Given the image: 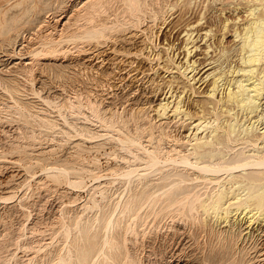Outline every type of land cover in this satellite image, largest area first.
Returning a JSON list of instances; mask_svg holds the SVG:
<instances>
[{"label": "bare ground", "instance_id": "1", "mask_svg": "<svg viewBox=\"0 0 264 264\" xmlns=\"http://www.w3.org/2000/svg\"><path fill=\"white\" fill-rule=\"evenodd\" d=\"M20 1L18 2L17 6L15 5V7H20L22 3L25 4V2ZM168 1L169 0H68L69 5L66 3V0H33L32 2H27L23 8H18L17 11L11 14H6L3 19H0V42H2L3 47L4 45L6 46L9 44L14 46L17 43V39L20 35L19 32L21 30L25 29L27 30L26 32H30L27 34H32L36 30V27L43 28L42 32H40L41 29L38 28L35 31L37 34V31L40 30L38 32L40 33V35L38 34L39 36L29 35L31 37H36L37 41L32 40V38L28 36L30 38H28V40L30 41L27 42V40L23 37L25 39V45L20 46L27 48V52L30 50L31 53H34L38 61H44L39 64V67L36 68L35 63L37 62L35 61L37 60L34 61L35 63L31 61L30 65L27 63L26 66L21 65V63H24L22 62L24 60L23 58H21L23 59L22 61L17 63L14 62L15 60L13 59L14 61L11 62H14L12 64H15L14 66L17 69L15 68L16 70H13L8 68L7 71L2 70L4 72L6 71V74L0 70L3 73H0V87L12 100H14V102L17 104V108L19 106V109H16V112H18L17 110L22 109L20 106L23 108L35 107L34 104H32L33 101H31V103L30 101H24V99L21 98V96H24L23 94H25L29 88L28 85L21 84V81L23 82L25 79L26 81L27 79L30 80V76H34L36 73L41 74L39 71L44 73V71L57 69V72L61 73L60 77L65 75L63 73L66 70H69L68 68L71 66V63H69L67 59L65 60V56L68 55L67 53L70 50V46H72L71 49L82 51L85 50L84 48L86 46L100 48L102 45L115 46L116 42L120 40L131 42L134 39H137V36H139L138 38L140 39V42L148 45L147 40H151V38H149L151 34L150 36L149 34L148 36H144L145 32L140 31V29L133 31L131 29L139 26L142 18L144 17H148L151 19V21L155 22L156 19H158V14L161 12V9L169 5ZM193 1L194 0H177V3H174L175 5H170L172 6L171 8H174L173 6L178 8L177 13L175 14H178L180 18H178L179 21L177 22H180V20L186 18V12L188 8L190 9V5L193 3ZM207 1L208 0H205V3ZM217 1H219L221 6L220 12L217 11L220 16H222L220 13L223 14L225 12H230V10L231 12L234 11L233 14H236L235 12H237L238 16L235 15L237 17L232 20H235V24L231 23L232 21L229 19V17L224 20L222 19L223 27L221 29L223 31V35L220 33L222 36L219 35V38L217 37L218 39L215 40V33L219 31L214 29L213 24L211 25L213 28L205 26L206 29L202 30L201 32L197 31L199 29L198 26L200 27V25L207 23L209 19L207 20L206 17L199 16L200 18L195 20L193 23L191 22L192 24L188 22L189 24H187V27H184L186 29H182L184 31L183 36L185 38V43L183 42L184 46L182 45L184 51H182V47L179 49V51L185 53H183L184 55L182 58L180 57L181 59L177 57V53L179 51H176V53L173 55L168 53H172V51H169L171 50L169 47L171 45L168 46V44L167 46L164 44L160 45L158 50H156V53L152 56L146 53L147 51H145V49L146 47L149 48V46L145 45H143V48L141 49L139 48V45V50H132L130 47L127 51L126 48L125 52H120L119 50H116V48H111V50L115 53L111 57L117 56L114 58L127 67L124 70L118 71L119 73L121 71H123L121 73H124L125 70L129 71V67L134 69L132 75L134 74V77H138L140 81L142 80L141 77L146 75L145 77L148 78L147 81L154 83L155 86L157 85V88H165L166 94L165 96H162L163 98L160 97L159 99L157 97V99L155 96L156 99L149 101L148 105L144 106L147 107V110L149 109L148 111L151 113L150 116L149 114L147 115V110H145L147 113L144 111L142 112V110L146 109L144 108L141 110L142 114L141 116H138V118H136V113L138 111H135L136 113H134L131 110V113H129L130 110H128L129 116L130 114L134 113V117L136 118L135 120L138 119L136 122H133L134 120H123V118L120 120H115V118L113 119L108 113H115V110L101 107V109H106V111H104L99 109L98 107L100 106L96 104L98 102V97L104 94L99 93L101 88H97V90L99 89V92L94 89L92 90L93 92H98V94L95 93L98 96L96 97L95 95V98H97L95 102V99L90 96L91 94H85L89 91V89L85 91L86 88L84 89V94L86 95H84V98H79L78 100L76 99L77 101H71L72 98L69 97L70 101L69 99H67L68 101L64 100V105L75 111L78 109H83L84 107H86L85 109L89 107L90 109L88 113H92L103 126L101 127V129L103 128V132L101 133L96 130V134L100 135L102 138L105 137L107 139L108 137L110 139L112 138V140L114 139L113 141H116L117 145H119L121 149L127 153L129 159L127 156H125L127 159H125L126 162L124 163L127 164L125 165L127 170L124 172V170L121 169L123 172L120 174V176L125 179V181L123 180L125 182V191H131V194L128 197H125L124 194L121 195L120 199L116 201L115 204L108 203L105 206H98V214L94 216L88 217L85 220L78 219L73 221L74 223L72 222L66 226H63L65 227L64 239L60 244L56 245V248L53 252H50L45 255L46 257H43L45 259L43 260L44 264H135V256L128 248V234L131 229L136 230L137 226L140 225L145 217L154 211H160L162 213L167 212L169 215H172V217H174L173 215L175 214L177 218H181L180 221H182L183 217L199 218V221L203 227L202 231L204 230L207 232L209 238L207 236L206 237L210 240L209 243H211V247L209 248L210 253L207 254L209 258L207 255V258H204L208 259L210 264H219L223 257L226 260L227 255L235 253L237 246L236 244L239 240H242L245 237H254L252 231L248 230L251 225L257 222H260L261 224L262 222L264 223V0H233L228 2L225 0ZM208 3L209 2H207V5ZM211 4L212 5L210 6L213 8L216 6L212 1ZM210 6H208L207 9ZM57 9H63L64 11L61 14H57ZM215 9L216 8H214V10ZM50 12H52V21L54 20V23L52 22L53 24L49 23V21L46 22L44 17L45 14ZM203 12L204 11H202V13ZM33 13L36 14V18L32 20L30 16ZM204 13H206V11ZM214 14L216 13L214 12ZM218 14L216 15L219 16ZM48 17H51V15ZM188 17L187 18L190 19V16ZM46 19L48 20V18ZM44 22L46 23L44 24ZM183 22L186 23L184 20ZM156 23L158 22H155V24ZM209 23L207 24L210 25ZM231 24L233 25L231 26ZM151 25L152 24H150L149 27H151ZM182 27L183 26L181 25V28ZM213 29L217 32L214 33ZM199 30H201V28ZM53 31H58L57 35H55L56 33L53 34ZM126 31L129 32L125 33ZM228 31H233L232 36L236 42L234 47L227 46L230 49L222 46L224 37L230 33ZM25 34L24 36H26ZM208 37L209 41L210 38L214 37L215 43L213 45L206 44L205 46V43L208 42ZM204 39L207 41H204ZM199 41L205 42L203 43L205 47L203 52H201V44L200 46L197 45ZM150 48L154 49V47ZM172 48H175L174 45H172ZM19 50L21 52L22 48ZM104 50L105 49L99 51L102 53ZM150 50L148 51L150 52ZM8 51L9 53L7 54H12V56H14L18 50L13 47L12 50ZM22 53L24 54L25 52ZM92 55L94 54L92 53ZM87 56L89 58V55H86V57ZM105 60L106 59H104V61ZM109 60L114 61L113 58ZM109 60L107 59L108 62ZM143 63H152L154 66H152L150 69L147 67V69H149L147 72L144 65L145 69L141 70L142 72H140V69L142 68L139 67L140 64ZM101 64H103V62ZM137 65H139V67ZM74 66V68L71 66L72 69L77 68L76 65ZM10 68L13 67L10 66ZM115 69L117 68L115 67ZM131 69L130 71H132ZM98 70L100 71V69ZM72 72L71 74L67 72V76L70 77V75H75ZM77 72L78 71H76V73ZM113 73V77H116L114 70ZM126 73L128 72L126 71ZM53 75H55L54 72ZM102 75L103 73L100 76L102 77ZM106 76H104V79ZM121 76V79H118L117 77L116 79H113L122 81L123 75ZM129 76H131V74ZM77 77L78 76H76V78ZM157 77H163L162 82L159 84L157 83L159 82L158 79L155 83ZM19 78L24 79L20 81ZM40 78L42 77L38 76V79ZM74 78L71 76V80L68 82L70 87H72L73 84H75L74 86L77 85L74 82H76L78 78ZM109 80L111 81L112 79ZM40 81L41 80H39V83H41L42 86L39 85L40 87L35 88L33 83L32 87L30 86L34 94L38 92V89L44 87L45 85H50L49 82L46 84L42 83L43 81ZM98 81L100 80L95 82ZM106 82L107 81L103 82V84ZM100 83L101 81L99 82V85ZM65 84L67 85V80L66 83H64V86H66ZM103 84L101 83V85ZM108 85L110 87L111 85L114 86L115 84ZM118 85H116V87L114 86L113 89L119 88L120 90ZM141 85L140 88L143 89L145 84H143L142 87ZM151 85L152 84L149 86L151 87ZM70 87L66 88H69L70 91ZM76 87L72 88L75 89ZM105 87L107 88V86ZM106 88L105 90L107 92ZM52 89L54 90V88ZM135 89L131 88L129 90L132 95V91ZM139 89H136L135 92L137 93V90ZM121 90L123 89L121 88ZM28 91L30 92V90ZM151 91L155 92V89L153 90L151 87ZM41 92L39 90L38 93ZM70 92L73 91L71 90ZM117 92L119 91L117 90ZM117 92L116 95L119 99V97L122 95V92L120 96H118L119 94ZM144 92L142 90V92L139 93L141 94V97L142 93L143 95H146V92ZM153 92L147 93H149L148 95H151ZM112 93L113 92H111V94ZM34 94L32 95L35 96ZM77 94L78 93H76V95ZM39 96V99H41V101L44 103H50L52 100L51 98H45L41 95ZM140 96L139 98H141ZM65 98H68V96H65ZM101 99H99V101H101ZM110 100L111 98L109 99V102ZM123 100L127 101L128 99ZM123 100L120 99V102H123ZM134 100L137 99L134 98ZM142 100L144 99L142 98ZM54 101H52V103H54ZM103 102L104 101L101 103ZM106 103L108 102L106 101ZM127 103L129 104L130 101H127L126 104ZM123 104L122 106L126 105ZM132 104L134 108L136 103L134 104L132 102ZM142 105L139 106L142 107ZM59 106L61 105L59 104ZM122 106L120 104L121 108ZM117 107L114 108L116 109ZM44 108H46V106ZM138 109L140 108L137 107V110ZM82 113H79V115ZM144 113H146L145 115H147V117L144 115ZM36 114L38 116L39 112ZM115 115H120V117H123L127 114H123V116H121L122 114L116 113ZM37 116L35 115V119H37V121H39L38 119L40 118H42L41 120H44L43 118H45L44 116H40V118ZM86 118L88 117L86 116ZM69 119V121L73 120L72 118ZM77 119L78 118H75L74 122L71 121V123H69V121L66 122L67 124H72L75 123ZM80 119L84 121V119ZM131 119L134 118L131 117ZM88 121L92 122L89 119ZM129 122H133L134 126L131 124L133 128L130 127ZM51 123H49L48 126ZM84 123L86 122L77 124L81 125L78 126L81 127L82 130L89 131V133H85L86 135L92 132L91 135L93 136L95 134L93 131H95V129L98 127L94 130L92 129L93 131H91V128L89 130V127H87L88 124ZM83 124L85 127H82ZM54 126L57 127L56 125ZM172 126H175L174 128H176L177 132H179L177 129L179 128L180 132L176 133L175 130V134L173 130L171 131L173 134L168 132L167 127L168 130H170L173 128ZM43 127L45 126L43 125ZM67 127L68 126H65V128ZM53 128L54 127L51 129ZM71 128L73 129V127ZM67 129H69V127ZM67 129H64V131ZM70 131L72 132V130ZM82 134L83 132H81L80 137L83 136ZM86 135H84L85 138H92L86 137ZM93 137L95 139V136ZM54 171L62 172L59 170ZM62 173H65V171ZM97 175H99V173H97ZM99 176L101 177V175ZM100 177L97 176L95 179L99 180ZM203 188H208L210 190L207 189L205 193L200 192ZM77 208L80 207L77 206ZM180 223L182 224V222ZM132 225L134 226L133 228ZM183 226H185V222ZM258 226L260 227H257V232L254 231L256 233L255 236H260V238H263L264 240V228H261L263 225L261 226L258 224ZM183 230L185 231V229ZM200 235H198V237ZM194 237H196V235ZM260 238H258V240H260ZM136 245H138V243ZM46 246H49V244ZM139 247H141V245ZM43 250V246H39L30 254H25V257L27 258V264H33V262L41 257L42 253H44ZM240 250L238 251L240 252ZM262 250H264V248ZM235 257L236 256L233 258ZM240 259L238 261L235 258L237 262L234 260V262L231 264H243L241 263ZM197 263L200 262L198 261ZM202 263H206V261Z\"/></svg>", "mask_w": 264, "mask_h": 264}, {"label": "rangeland", "instance_id": "2", "mask_svg": "<svg viewBox=\"0 0 264 264\" xmlns=\"http://www.w3.org/2000/svg\"><path fill=\"white\" fill-rule=\"evenodd\" d=\"M19 1L20 0H0V15H1L0 19H3L6 14H11V13L17 11L18 8H23L27 4V2L29 3L30 1L32 2L33 0H30V1L29 0H24V1L21 0L22 2H25V4L22 3L20 7H15V5L16 6L18 5ZM211 1L213 3H215V5H216V6H214V8H216L215 10L213 7L210 6V5H212ZM225 1L228 2V1H233V0H225ZM168 2H169V5L168 6L164 5L166 7L161 9V12L158 14V19H156V21H155L158 23L155 24V22L151 21L150 18L144 17V18H142L139 26L131 29L132 31L140 29V31L145 32L144 36L145 35L148 36V34L150 36V34H151V36L149 37V38H151V40H149L151 42H149L147 40L148 45H145V43L140 42V39L138 38L139 36H137V39H134L131 42L125 41V40L124 41L120 40V41L116 42L115 46L102 45V47H100V48H96L94 46H86L84 48L85 50H82V51L71 49L72 46H70V50L67 53L68 55L65 56L66 58L65 57H63V58H65V60L67 59V61L69 63H71V66H73V68L75 67L74 65H76L77 68L72 69V67L70 66V68H68L69 70H66L63 73L66 75V76L63 75V76H65L64 78H62L63 76L60 77L61 73H58L57 69L44 71V73L39 71L41 74L36 73L34 76H30V80L27 79V81H26V79H25L23 81L24 83L21 81L24 78H21V79L19 78V80L21 81V84L28 85V87H29L28 90H30V92L27 90L26 93L23 94L24 96H21V98L24 99V101H30V102L33 101V103L32 102L31 103L34 104L35 107L23 108L20 106V108H22V109L17 110L18 112H16V109H19V106L17 108V104L14 102V100H12L0 87V104H1L0 105V111L2 110L0 112V113H2V114H0V264H27V262H26L27 258L25 257V254H27V255L30 254L33 250H35L39 246H43L44 253H42L41 257H39L36 261H34L33 264H44L43 260H45V259L43 257H46L45 256L46 254L53 252L56 248V245L60 244L61 241L64 239L65 227H63V226H66L67 224L72 223L73 221H76L78 219L85 220L88 217L94 216V215L98 214V206H100V205L105 206L108 203L115 204L116 201H118L120 199L121 195L124 194L125 197H128L131 194V191L130 192L125 191V186H124L125 185L124 184L125 179H123V177L120 176V174H122L123 170H124V172H126L125 170H127V168H125V165H127V164H124L126 162L125 159L128 158L127 153L123 149H121V147L119 145H117L116 141H113L114 139L112 140V138L110 139L108 137H107V139L105 137L102 138L100 135L96 134L97 131L101 132V133L103 132L102 131L103 128L101 129V127H103V126L95 118V116L92 113H88L89 109H90L89 107H87V109H85L86 107H84L83 108L84 110L78 109L79 111L78 110L75 111V110L71 109L70 107L68 108V106H65L64 104H65V101H68L67 99H69V97L72 98L71 101H74L76 99L78 100L79 98H81V99L84 98L85 94L86 95L91 94L90 96H92V98L95 99L94 100V102H95L97 100V98H95V95H96L95 93L98 94V92L100 91L99 93H104V94L102 96H100L102 99L96 95V97H98L97 101L99 102V103L97 102L96 104L98 106H100V107H98L99 109H101V107H104V108H108L111 110H115L116 111V112L114 111L115 113H108L109 116H111L113 119L115 118V120H120L123 118V120H127V121H131V120L133 121L134 120L133 122H136L138 119L137 120H135V119L138 118V116H141L143 111L147 113V111L149 110V109L147 110V107H144V106L148 105L149 101H151V100L153 101L157 97L159 99H160V97L163 98L162 96H165L166 90L163 86H162L163 88H157L158 87L157 85L155 86L154 83H150L149 81H147L148 78L145 77L146 75L144 77L142 76L143 78L141 77V79H142L141 81H143V82H141L138 79V77H134L135 76L134 74L132 75L134 69H131L129 67H128L129 71L128 70L124 71L125 74L121 73L123 71H121L119 73L118 71L124 70L127 67L125 65H123V63L121 64L117 59L114 58L117 56L111 57V56H113V54H115L111 50V48H116V50H119L120 52H125L126 48H127V51L129 50L130 47H131L130 49H132V50H134V49L139 50L138 49L139 45H140L139 46L140 49L143 48V45H145V46H149V48L146 47V49H145V51H147L146 53H148V55L152 56L153 54L156 53V50H158V47L160 45L164 44L165 46H167V44H168V46L171 45V46H169L171 49L169 51H172V53L171 52H168V53L173 55L176 53V51L178 52L179 49H181L182 45L184 46L183 42L185 43V38L183 36L184 35L183 30L186 29L184 27L185 26L187 27V24H189L188 22H190V24H192L195 20L200 18L199 16L206 17L207 20L209 19V21L207 23L210 22L209 23L210 25H208L207 23H205L207 25L202 24V25H200V27L198 26V28L199 29L201 28V30H199V29L197 30V28H196V30L201 32L202 30L206 29V27H212L211 25L213 24L214 29L219 31V32H217L213 29L214 33L217 32V33H215L216 34L215 40H217L219 38V35H221V34L223 35V31L221 29L223 27V20L229 17V19L232 21L233 19H235V17L238 16L237 12H235L236 14H233L234 11L231 12V10H230V12H225L226 14L220 13L222 15V16H220L217 11L220 12L221 6L219 4V1H217V0H215V1L214 0H208L207 1V2H209L208 5H207V2L205 3V0H194L193 3L190 5V9L188 8V10L186 12L187 13L186 18L188 16H190V19H188L189 18L188 17L187 19L185 18V19L180 20V22H177V21H179L178 18H180L178 14H175V13H177L178 8H176L175 6H173L174 8H171L172 6H170V5H175L177 3V0H169ZM66 3L68 4V0H66ZM208 6H210L211 8L209 7L210 9L209 8L207 9ZM193 9H194V11H193ZM6 10H9V11H6ZM58 10L61 12H59ZM63 11H64L63 9H57V14H61ZM202 11H204V12L206 11V13H204V12L202 13ZM214 12L216 14H218L219 16L214 14ZM51 13L52 12L47 13L49 15L45 14L44 17H45L46 22L49 21V23L53 24L54 20L52 21L53 18H52ZM210 14H212V15H210ZM46 15H47V17H46ZM50 15H51V17H48ZM209 15H210V17H209ZM235 15H237V16H235ZM30 18L33 20L34 18H36V14L33 13L30 16ZM46 18H48V20ZM210 18L212 21L210 20ZM49 19H51V20H49ZM183 20L186 21V23L183 22ZM234 21H232L231 23L235 24ZM46 22H44V24ZM150 24H152L151 27H149ZM233 24H231V26ZM181 25L183 26L182 28H181ZM37 28L38 27H36L35 29L37 30ZM38 29H41V31L39 30L40 32L43 31V28H38ZM26 31L27 30L23 29L19 32L20 35L17 39V43L14 46L9 44L6 46L4 45V47H3L2 42H0V66H1L0 70L1 71L2 70L7 71L8 68L14 70L16 67L14 66L15 64H12V63L20 62L23 59L25 61L23 60L22 62H24V63H21V65H26L27 63H28V65H30L31 61L34 62L35 60H37L35 57V54L31 53L30 50H29V52H27L26 50H28V49L23 47V46L25 45V42H24L25 39L28 42V41H30V40H28L29 37L34 36V35L39 36L40 33H38L39 31H37V34H36L35 31L33 30L34 33H32L33 34L32 35V34H27L30 32H26ZM148 31H150V32H148ZM25 32H26V34H25ZM127 32H129V31H126L125 33H127ZM228 32H230V33H228L224 37L222 46L234 47L236 42L234 41V39H233L234 37L232 36L233 31H228ZM52 33L53 34L56 33L55 35H57L58 31L57 32L53 31ZM24 34L26 36H24ZM29 35H31V36H29ZM182 37L184 38V41H183ZM31 38H32V40L37 41L36 37H31ZM207 39H208V42H206V43L204 42V41H207L205 39L203 42L199 41L197 43V45H199V46L201 44V46H200V47H202L201 52H203V50L205 49L203 43H205V46H206V44H212L213 45L215 43L214 37L210 38V41H209V37ZM21 40H22V42H21ZM199 40H200V38H199ZM21 43H23V44H21ZM122 43H124V44H122ZM20 45H23V46H20ZM134 45H135V47H134ZM155 45H157V46H155ZM172 45H174L175 48H172ZM13 47H15L18 50L16 52V54L14 56H12V54H7V53H9L8 50H12ZM150 47H154L155 50L153 48H150ZM229 47H227V48L230 49ZM21 48H22V50L20 52L19 49H21ZM102 49H105L104 50L105 52L102 51V53H101L99 51ZM94 50H96V51H94ZM148 50H150V52ZM182 51H184L183 47H182ZM182 51H179L178 52L179 54L177 53V57H179V58L183 57V55H184L183 53H185V52H182ZM22 52H25L27 55L24 53L25 54V57H24V54ZM94 52H96L97 54ZM92 53L94 55H92ZM90 54H91V57H90ZM86 55H89V58H88V56L86 57ZM103 56H104V58H103ZM21 58H23V59H21ZM86 58H87V60H86ZM112 58L114 61L109 60ZM104 59H106L105 61L107 62V64L104 61ZM107 59L109 60V62L107 61ZM71 60H73V61H71ZM96 60H98V61H96ZM11 61H14V62H11ZM27 61H29V62H27ZM43 61H41V60L35 61V62H37V63L34 62L36 68L39 67V64H41ZM102 62H103V64H101ZM72 63H74V64H72ZM99 63H100V66H99ZM104 64H106V65H104ZM144 65H145L146 69H145ZM10 66L13 68H10ZM137 66L139 67V65H137ZM152 66H154V64H152V63L151 64H149V63L140 64L139 68H142V69H140V72H142L141 70H144V69L146 71L147 70L149 71V69ZM115 67L117 69H115ZM147 67L149 69H147ZM101 68L105 71H103ZM98 69H100L101 72ZM130 69L132 71H130ZM75 70L78 71L77 72L78 74L76 73ZM106 70L109 72H107ZM113 70L115 72V76L118 79H121V77H122L121 75H123L122 81H119L118 79H117L118 81L115 80L116 77H113V75H114ZM1 71H0V73L3 74L2 72H4V71H2V72ZM126 71L129 74L126 73ZM146 71H144V72H146ZM5 72H4V74H6ZM53 72L55 73V75H53ZM67 72H69L70 74H71V72L74 73L76 76H78L77 77L78 79L76 78L75 75H70V77H68L67 76L68 74H66ZM106 72H107L106 75L108 76V78L105 75ZM48 73H50V74H48ZM100 73L101 74L103 73V75H102L103 78L100 76L101 75ZM130 74H131V76H129ZM37 75L42 77V78L38 79ZM91 75H93V76H91ZM109 75H111V76H109ZM71 76L73 78L75 77L74 79H77L76 82H74L77 84L76 85L77 87L74 86L75 84L72 85V87H76L75 88L76 90L74 88L70 87L68 84V82H70V80H71L70 79ZM104 76H106L105 79H104ZM126 76H128V77H126ZM96 77H98L99 79ZM113 78H115V79H113ZM162 78L163 77H157L155 80V83L157 82V79L159 81L157 83L158 84L161 83ZM109 79H112L115 81H112V80L110 81ZM129 79H130V82H129ZM134 79H136V80H134ZM39 80H41L40 82L43 81L42 83H46V84H48L47 82H49L50 85H48V86L45 85L44 87L37 90L38 92H39V90H40V92L42 91L41 93H38L36 91L37 93L34 94L32 92L33 90L30 88V86L32 87V83L34 84L33 86L35 88L42 86L41 83H39ZM62 80L64 83H66V80H67V85L65 84L66 86H64V83L62 82ZM97 80H100L102 84L105 81H107V82L104 83L103 85H101V83H100V85H101L100 86L99 85L100 81L95 82ZM126 80H128V81H126ZM77 81H78V83H77ZM145 81L148 83H146ZM114 82H116V83H114ZM133 82H136V83L139 82V83L136 84ZM93 83H94V86H93ZM118 83H119V85H118ZM121 83H123V84H121ZM51 84H53L54 86ZM56 84H57V86H56ZM95 84H97V85H95ZM108 84H110V85L115 84L114 85L115 87H116V85H118V87H120V90H119V88L113 89L114 86L111 85L112 87L111 86L109 87ZM143 84H145V86H143ZM150 84H152L151 87L153 90L155 89V92L151 91V87L149 86ZM123 85H125V86L127 85V86L125 87ZM140 85H141V87L143 86V89L140 88ZM105 86H107V88ZM58 87H59V89H58ZM66 87H70V91L72 90L73 92H70L69 88H66ZM130 87L133 89H135V88L136 89L140 88V89L137 90L138 91L137 93L135 92L136 89L133 90L132 91L133 95H132L131 92L129 91L131 89ZM154 87H156V88H154ZM52 88H54V90ZM97 88H99V89L101 88V90L98 89L99 90L98 91ZM105 88L107 89V92H106ZM121 88L123 90H121ZM50 89H52V90H50ZM84 89H85V91H87V89H89V91L87 93H85ZM93 89L97 90L98 92H93L92 91ZM162 89H163V91H162ZM117 90L119 92H117ZM142 90H143V92L145 90H147V91H145L146 93L144 92L146 95L149 94L147 92H153V94L150 93L151 95L146 96V95H143V93H142V97H141L140 96L141 94H139V93H141ZM75 91H77V92H75ZM103 91H105V92H103ZM124 91L125 92L128 91V92L125 93ZM158 91L160 92V94ZM111 92H113V93L111 94ZM116 92L119 94L118 96H120V94L122 92V95L119 97V99L117 98ZM163 92H164V94H163ZM76 93H78L77 95H80V96H77ZM93 93H94V95H93ZM114 93H115V95H114ZM128 93H130V94H128ZM32 94H34L35 96H33ZM57 94H59V95H57ZM65 94H67V95H65ZM39 95H41L42 97L44 96L45 98H51L52 100L49 99V100H51L50 103H44L41 101V99H39L40 98ZM70 95H73V96H70ZM112 95H114V96H112ZM65 96H68V98H65ZM103 96H105V97H103ZM139 96L141 98H139ZM143 96H145L147 99ZM155 96H156V98H155ZM149 97H150V99H149ZM151 97H154V98H151ZM106 98H108V99H106ZM110 98H111V100L109 102ZM134 98L137 100H134ZM142 98L144 100H142ZM99 99H101V101H99ZM112 99H114V100H112ZM115 99H116V101H115ZM120 99H122V100L128 99L127 101L128 102L130 101V103L126 104V102H127L126 100L125 101L123 100V102H120ZM52 101H54V103H52ZM69 101H70V99H69ZM102 101H104V102L101 103ZM106 101L108 103H106ZM117 101L119 102V104ZM132 102L134 104L136 103L134 105V108H133ZM143 102H145V103H143ZM49 104H52V105H49ZM59 104L61 106H59ZM102 104H103V106H102ZM105 104H107V105L109 104L108 105L109 107ZM120 104H121V106H122V104L123 105L126 104V105L122 106V108H121ZM130 104H132V105H130ZM139 105L140 106L142 105V107H140ZM45 106H46V108H44ZM48 106H51L53 108L48 107ZM117 106H119V107H117ZM10 107H12V108L14 107V108L12 109ZM114 107H117L116 108L117 110ZM137 107L140 109L137 110ZM104 108H102L101 110L106 111V109H104ZM124 108H125V110H124ZM144 108H146V109H144ZM28 109H30V110H28ZM142 109H144V110H142ZM85 110H87V111H85ZM128 110H130L129 113H131V110L134 113H136L137 111L141 112V110H142V112L141 113L137 112L136 118H135L134 113H132L133 115L130 114V116H129ZM145 110H147V111H145ZM24 111H26V112H24ZM27 111H29V112H27ZM77 111L79 113H82L83 111L84 112L81 115H79V113ZM108 111H110V110H108ZM121 111H123V112H121ZM20 112H23V113H20ZM38 112H39V114L37 116L36 113H38ZM48 113H50V114H48ZM64 113H65V115H64ZM116 113L122 114L121 116H123V114H127L124 116L129 118L130 120L125 118L124 116L120 117V115H115ZM146 113H144V115ZM46 114H48V115H46ZM137 114H139V115H137ZM148 114H149V116L151 115L150 111H148L147 115ZM9 115H11L12 117ZM35 115L39 118H40V116L41 117L44 116L45 118H43L44 120H41L42 118H40V119H38L39 121H37V119H35ZM70 115L74 116V117H71ZM75 115H78V116H75ZM84 115H86L88 118H86V116H84ZM147 115H145V116L147 117ZM32 116H33V118H32ZM131 117L134 119H131ZM69 118L73 119V120H71L72 122H74L75 118H78V119L75 121V123L69 124V123H71V121H69L70 120ZM80 118L84 119V121L81 120ZM29 119L32 121H30ZM79 119L81 120L82 123L86 122L84 124H88L87 127H89V130L91 128V131H93L95 128L98 127L93 132H95V134L98 135L99 137L94 134L93 135V136H95V139H94V137L91 135L92 132H90V134L86 135L85 133H89V131L88 130H82V128L79 127V126H81V125H79L81 123ZM88 119L92 122H89ZM50 120H52V121H50ZM46 121H48V122H46ZM66 121H69V123L67 124ZM93 121H97V122H93ZM51 122H53V123H51ZM76 122L79 124H77ZM133 122L132 123L129 122L131 128H133V126H134ZM49 123H51L50 124L51 126L50 125L48 126ZM96 123H98V124H96ZM43 125L45 127H43ZM54 125H56L57 127H55ZM70 125H72V126H70ZM83 125H82V127H85V125L84 126ZM65 126H68L69 129L71 127H73V129L72 128L70 129V130H72V132L69 129H67L68 127L65 128ZM90 126H92V127H90ZM47 127H49V128H47ZM50 127L51 128L54 127V128L51 129ZM77 127H79V128H77ZM172 127L173 128L170 130H168V127H167V131L170 133H172L171 132L172 130H173V132L175 130L176 133L180 132L179 128H177L179 131V132H177L176 128H174L175 126H172ZM64 129H67L66 130L67 132L64 131ZM75 129L76 130L79 129L81 132H83V134H82L83 136L80 137L81 132L79 130L77 132H75L76 131ZM68 132H70V133H68ZM175 132H174V134H175ZM78 133H80V134H78ZM84 135H86V137H92V138H85ZM46 136H48V137H46ZM80 138H82V139H80ZM113 143H116V144H113ZM78 144H79V146H78ZM119 149H121L122 151ZM118 153H121L122 155L118 154ZM121 156H123V157H121ZM125 156H127V158ZM121 158L122 159L124 158L123 159L124 161ZM121 169H123V170L121 171ZM54 170H59L62 172L65 171V173L54 171ZM116 171H120V172H116ZM97 173H99V175H101V177L99 175H97ZM65 175H67V176H65ZM97 176L100 177L99 180L95 179V178H97ZM207 189L208 188H203L202 189L203 191L201 190L200 192L205 193L207 191ZM208 190H210V189H208ZM90 197H91V199H90ZM101 200H103V201H101ZM77 206L80 207L81 209L77 208ZM173 216L174 217H172V215H169L167 212L162 213L160 211H154L145 217V219L140 223V225L137 226L136 230H134V229L130 230V232L128 234V248H129L130 252L135 256V264H200V263L201 264H206V263L210 264L208 259H205L204 257H206V255L210 253L209 248L211 247V243H209L210 240L207 239V237H208L207 232H205L204 230L202 231L203 227H202L201 222L199 221V218H197V217H193V218L183 217L182 221H180L181 218H177V216H175V214ZM169 218H171V219H169ZM171 220H175V221H171ZM180 222H182V224ZM184 222H185V226H183ZM187 223H189V224H187ZM258 224L261 226L263 225L261 228H264L263 222H262V224L260 222L259 223L257 222V223H254L253 225H251L248 230L252 231V234L254 235V237L253 236L245 237L244 239L239 240L238 243L236 244L238 247L235 245L236 246L235 250L237 252L234 250L235 253H232L231 255H227V258L225 257L226 260L223 257V259L220 260L219 264H224L225 262H226L225 264H231L232 262H234L235 258H236V260L239 261L240 257L242 259V260L240 259V261L243 264H264V250H262L264 248V240H263V238H260V236L259 237L255 236L256 233L254 232V231L257 232V229H258L257 227H260V226H258ZM133 227L134 226L132 225V228ZM182 228L185 229L186 232ZM175 229H179V230H175ZM143 232H145V233H143ZM200 234H202V235H200ZM141 235H143V236H141ZM189 235H191L192 237ZM195 235H196V237H194ZM198 235H200V236L198 237ZM258 238H260V240H258ZM207 240H209V241H207ZM137 243L139 246L141 245V247L136 245ZM207 243H209L210 246ZM47 244H49V246H46ZM152 244H154V245H152ZM198 245H200V246H198ZM44 247H46V248H44ZM130 248H132V249H130ZM139 248H140V250H139ZM136 249H137V252H136ZM200 250H202L203 252ZM207 250H209V251H207ZM238 250H240V252L242 250L243 251L240 253ZM20 253H22V254H20ZM237 253H239V254H237ZM233 254H234V256H236L235 258H233L234 257ZM238 255H240V256H238ZM158 257H159V259H158ZM231 257H232V260H231ZM238 257H239V259H238ZM243 257H244V260H243ZM208 258H209V256H208ZM255 258H258V259H255ZM167 259H168V261H167ZM228 259L231 261H229ZM203 260L206 261V263H202V262H204ZM40 261H42V262H40ZM198 261L200 263H197Z\"/></svg>", "mask_w": 264, "mask_h": 264}]
</instances>
